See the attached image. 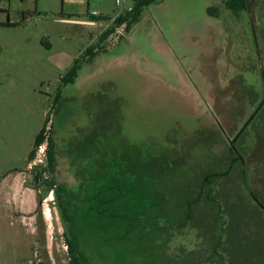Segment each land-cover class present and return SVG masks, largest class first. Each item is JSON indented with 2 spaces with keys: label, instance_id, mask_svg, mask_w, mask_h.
Returning <instances> with one entry per match:
<instances>
[{
  "label": "rangeland",
  "instance_id": "374dc122",
  "mask_svg": "<svg viewBox=\"0 0 264 264\" xmlns=\"http://www.w3.org/2000/svg\"><path fill=\"white\" fill-rule=\"evenodd\" d=\"M263 4L250 0L249 12L235 15L224 0H162L146 8L130 32L122 27L105 40L75 83L63 87L61 79L74 59L98 44L111 25H94L89 14L115 17L132 0L119 6L113 0H0V264H69L55 193L48 190L38 201L45 185L34 188L36 164L28 160L48 116L59 142L52 176L73 189L81 177L76 163L81 168L90 163L89 172L100 175L104 154L112 172L126 145L131 150L149 141L170 146L173 138L186 136L185 153L175 154L186 171L222 160L227 164L229 144L216 133V119L232 138L264 97L251 32L252 10ZM210 7H218L216 16ZM63 13L77 15L71 20L81 24L62 21ZM8 21L17 26H2ZM242 77L256 87L250 91ZM59 89L62 96L53 110ZM256 120L237 148L251 188L264 200V108ZM102 146L107 151H97ZM88 182L91 189L95 184ZM233 183L240 184L237 170L227 181L229 189ZM258 216L252 215V225L242 223L240 231L259 241L260 252L264 217ZM182 238L147 233L144 255L133 264H174L169 260ZM126 264H132L129 256Z\"/></svg>",
  "mask_w": 264,
  "mask_h": 264
},
{
  "label": "trees",
  "instance_id": "16d2710c",
  "mask_svg": "<svg viewBox=\"0 0 264 264\" xmlns=\"http://www.w3.org/2000/svg\"><path fill=\"white\" fill-rule=\"evenodd\" d=\"M160 1L132 0L130 9L115 17L89 14L92 21H109L111 25L98 36V44L89 46L81 57L74 59L61 79L62 86L75 83L84 64L104 49L105 40L122 27L130 32L145 9ZM249 1L224 0V4L227 10L239 15L249 12ZM208 12L216 16L218 7H210ZM63 15L62 18L68 20L77 16ZM252 15L264 63V4L255 8V12L252 10ZM2 26L17 25L8 21ZM61 96L59 89L53 110H58ZM50 121L48 116L36 134L28 160L34 161L38 147L46 143V162L32 168L34 188L45 185V193L38 195L39 202L48 190L55 193L66 229L69 264H126V256L133 264V259L144 255V241L149 232L163 237L177 232L184 237L176 249L175 259H168L174 264H264V249L257 250L259 241L240 231V225L247 220L252 225V215L264 217L263 207L250 203V199L254 197L263 205L264 200L251 188L246 169L239 160L241 154L232 146L228 147L231 155L227 164L222 160L186 171L178 166V157H175L177 153L181 157L185 153L184 142H175L174 146L165 141L160 145L147 142L143 146L134 145L131 150L126 145L120 151L121 162L114 161L112 172L108 170L104 154L100 157L104 164L100 175L89 172L90 163H87L88 168L76 163L77 176L81 177L78 187L73 189L64 182L57 183L52 176L57 169L59 142L53 124L48 126ZM97 149L107 151L103 146ZM89 151L91 158L97 156L96 151ZM236 170L240 184L233 183L234 190L229 189L227 181ZM46 172L51 175L47 176ZM88 179L95 184L91 189ZM160 220H164L163 224ZM240 233L245 237H240Z\"/></svg>",
  "mask_w": 264,
  "mask_h": 264
},
{
  "label": "flooded vegetation",
  "instance_id": "af4514ba",
  "mask_svg": "<svg viewBox=\"0 0 264 264\" xmlns=\"http://www.w3.org/2000/svg\"><path fill=\"white\" fill-rule=\"evenodd\" d=\"M251 32H252V38H253V44H254V49L256 51V54H257V60L256 61H259V64L261 65V71H260V74H261V78H262V83H263V87H264V67H262L263 65V62H262V56H261V53H260V48H259V43H258V37H257V33H256V29H255V25L253 23H251ZM261 56V58H260ZM244 71V70H243ZM248 71V70H246ZM241 75V74H240ZM242 76V75H241ZM243 78V77H242ZM243 80L246 81V79L243 78ZM247 82V81H246ZM248 84V85H247ZM247 86L248 88L250 89V91H252L253 88H255L256 86L253 85V84H250L247 82ZM235 96H236V99L241 97V93L239 92H234ZM235 100V99H234ZM238 103V102H236ZM255 104V103H254ZM254 104H251L252 106H254ZM264 107V97L261 99V101L257 104V106L252 110V112L248 115V117L244 120V122L242 123V125L236 130V132L234 133V136L231 138L230 135L228 134L226 128L221 125L219 123V120L216 119V123H217V131L216 132L217 134H221V137L224 138V136L226 137V140L228 141V144L230 146L233 147V149L238 153H239V150L237 148V143L239 142V140L241 139V136L243 135L244 132H246L247 130H250L253 128V125L257 123V120H256V115L257 113ZM241 111H240V114L242 113L243 111V107L240 108ZM198 131V130H197ZM215 132V131H214ZM198 133V132H197ZM224 135V136H223ZM237 136V139H234L235 137ZM172 137V136H171ZM173 138V137H172ZM175 142H181V143H186V139L187 137L185 136L184 138H179V137H176V138H173ZM165 141V140H164ZM150 142V141H149ZM241 157V156H240ZM253 203L254 205H259L261 207H263L264 209V205L263 203H259L254 197L252 199H250V203ZM175 233H173V235H175ZM249 264H256V263H249Z\"/></svg>",
  "mask_w": 264,
  "mask_h": 264
},
{
  "label": "built area",
  "instance_id": "2783aa9c",
  "mask_svg": "<svg viewBox=\"0 0 264 264\" xmlns=\"http://www.w3.org/2000/svg\"><path fill=\"white\" fill-rule=\"evenodd\" d=\"M113 1H114L116 6H119L122 2V0H113ZM93 14L98 15L97 12H94ZM46 158H47L46 143H44L38 147L36 157H35L33 162L35 164H37V162H39V164H41V163L44 164L46 162Z\"/></svg>",
  "mask_w": 264,
  "mask_h": 264
},
{
  "label": "crops",
  "instance_id": "0c3cea01",
  "mask_svg": "<svg viewBox=\"0 0 264 264\" xmlns=\"http://www.w3.org/2000/svg\"><path fill=\"white\" fill-rule=\"evenodd\" d=\"M113 2H114V1H113ZM114 4H115V3H114ZM95 12H96V11H95ZM93 13H94V12H93ZM93 15H94V14H93ZM98 15H99V14H98ZM77 19H80V18H77ZM61 20H62V21H66V22H70V23L72 22V23L79 24V25L81 24V22H76V21H73V20H71V19L68 20V19H63V18H62ZM91 21H92V20H91ZM92 23L95 25V24L98 23V22H94V21H92Z\"/></svg>",
  "mask_w": 264,
  "mask_h": 264
},
{
  "label": "water",
  "instance_id": "95a60500",
  "mask_svg": "<svg viewBox=\"0 0 264 264\" xmlns=\"http://www.w3.org/2000/svg\"><path fill=\"white\" fill-rule=\"evenodd\" d=\"M251 23H252V20H251ZM252 25H253V23H252ZM234 139H237V136Z\"/></svg>",
  "mask_w": 264,
  "mask_h": 264
}]
</instances>
